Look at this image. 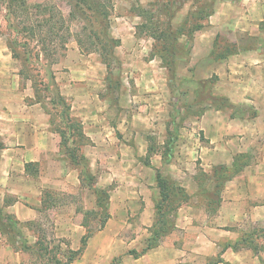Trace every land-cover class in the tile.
Instances as JSON below:
<instances>
[{
    "label": "rangeland",
    "instance_id": "1",
    "mask_svg": "<svg viewBox=\"0 0 264 264\" xmlns=\"http://www.w3.org/2000/svg\"><path fill=\"white\" fill-rule=\"evenodd\" d=\"M102 1L106 2L110 10L108 36L101 31L104 30V23L94 21L91 17L93 24H90L86 15L75 12L73 0H27L30 5L49 3L55 6L56 17L61 13L71 32L65 49L62 48L61 40H54L55 44L51 45L52 61L44 59L37 62L28 58L20 45L17 46L19 58L13 56L10 42L14 38L18 42L24 40L19 31L27 22V17L14 19L7 8L9 0H0V141L4 144L0 150V166L10 168L12 163L13 172L18 173L23 168V158L31 156L29 152L32 149L27 152L26 145L18 137L20 131L26 129L23 124L27 119V123L37 124L36 128H31L32 131L42 133V147L38 149L41 151L35 155L39 157L42 153L47 164L45 161L39 162L37 167L33 166L29 171L26 169L28 181L23 184L19 180L17 187L23 192H31V188L41 185L51 187L55 184L51 181L57 175L55 171L65 175L74 170L80 174L81 168L74 166L64 148H61L60 135H50L57 133L56 129L66 127L64 109L56 104L57 94L60 93L71 106V115L81 122L89 138V143L83 146L82 151L96 178L92 186L110 189V203L114 206L112 208L110 204V218L100 230L104 232L93 248L72 264H209L222 258V249L227 245L238 250L249 249L255 255L261 253L260 261L264 264V226L254 225L245 219L235 227L225 228L227 231L209 230L210 222L217 216L222 201L223 186L218 197V181L215 179L218 173L215 170L224 165H214L213 159L208 158L209 151H202L200 146V143H208L200 127L211 121L208 116L212 110L223 109L221 114L227 118H235L241 112L240 117L243 119L255 117L256 112L251 109L253 105L247 107L245 104H241L243 109L236 105L239 109H235L231 116L232 106L227 97L216 95L219 76L213 68V62L233 55L237 47L227 36L219 34L213 48L209 49L211 18L205 19L204 13H201L203 6L212 4L215 7L218 1L235 5L241 0ZM167 4L169 11L164 8ZM228 11L231 21L236 12L231 8ZM147 16L160 27L158 34L162 30L168 31L169 23L177 32L178 41L167 43V46L174 47V57L166 54V60L163 61L158 56L163 42L155 40L143 27L149 25ZM41 17L31 13L29 22L35 23ZM198 24H202L203 28L194 31ZM229 25L231 28L230 22ZM67 28L61 34L65 35ZM84 28L88 32L92 30L100 34L102 41L108 45L107 49L103 47V51L93 43L92 36L84 34ZM77 38L84 42L85 48L97 47L98 51H83ZM196 38L201 41L199 46ZM11 118L18 120L17 126L11 125ZM259 120L264 126V110ZM67 133L69 135V131ZM173 136L172 158L169 163H165L162 154L167 141ZM259 138L258 143L264 142V139ZM253 144L248 142L246 149L250 150L249 153L235 156L237 164L263 165L264 144ZM55 154L57 159L65 161L62 162L63 167L53 163L57 162ZM11 158L15 159L10 163ZM156 169L173 180L176 186L183 188L188 198L181 201L173 217V208L180 201L172 197L173 203L169 206L167 218L173 217L174 228L162 237L158 247L144 254L146 257H135L131 252L140 253L143 250L156 220L155 201L161 199ZM44 177H48L49 181H44ZM89 190L93 192V189ZM57 193L59 195L53 194L50 207L55 203L62 207L72 203L81 205L79 197L71 198L62 191ZM16 200L14 195L5 197L6 202ZM41 210L43 217L40 221L22 223L21 231L19 229L22 235L12 229L7 236L9 238H5L11 247L14 245L22 250L18 260L21 264H47L48 256L40 258L35 243L38 239L44 243L45 239L50 242L52 239L57 240L53 236V211L44 206ZM100 213L88 217L94 229L104 220ZM205 215L208 218L203 219ZM202 231L209 238H220L217 253L215 251L213 255L209 253L201 257L199 250H195V244L198 245L194 242L195 237ZM66 242L67 245L62 244L63 250H75L69 247L68 240ZM25 245H30L32 249L26 250ZM56 245L57 242H53L52 246ZM205 248L207 252L213 251L211 247ZM51 252L57 253V250ZM241 261L237 260L235 264ZM260 261L256 264H260Z\"/></svg>",
    "mask_w": 264,
    "mask_h": 264
},
{
    "label": "crops",
    "instance_id": "2",
    "mask_svg": "<svg viewBox=\"0 0 264 264\" xmlns=\"http://www.w3.org/2000/svg\"><path fill=\"white\" fill-rule=\"evenodd\" d=\"M230 8L233 12H236V14H233L231 21H229L230 16L228 15ZM210 18L211 42L209 49L213 48L214 40L219 34L227 36L229 41L237 47V52L233 55L225 56L213 62L215 65L213 68L219 76V86L215 93L218 96L227 97L229 105L232 106L231 116L235 109H239L236 105L243 109L241 104H245L247 107L253 105L251 109H254L256 113L255 117L249 119L240 117L242 112L237 113L239 116L235 118H227L221 114L224 111L223 109L212 110L209 116L207 114L211 121L206 126L203 124L200 127L204 131L208 143L202 145L199 140L197 142L200 143L202 151H209L208 158L213 159L211 161L214 165L221 164L226 167H233L237 154L249 153L250 150L246 149L248 142L255 145L264 144V142L258 143L259 137L262 138L264 135V126L259 120L261 112L264 110L262 109L264 107V0H241L239 4L235 5L218 1L215 3L214 14ZM196 40L197 46H199L201 41H199V38H196ZM13 121L16 120L11 118V125L17 126L18 120L15 123ZM27 122L28 120L25 119L23 125L26 129H22L18 137L26 145L27 152L32 149L29 152L31 156L23 158V168L18 173H14L12 170L11 162L15 158L9 160L11 163L10 168L0 166V208L4 213L12 215L24 224L40 221L43 217L41 211L42 193L45 189H53V192L57 195H59L57 192L62 191L71 198L79 197L80 206L72 203L62 207L60 204L55 203L50 207L53 211V236L57 239L68 240L70 242L69 247L78 250L81 247L82 238L87 233V229L83 226L84 212L97 209V196L94 191L81 188L79 174L74 170L68 171L65 174L66 176L55 171L58 176L56 175L51 179L55 182L51 187L41 185L43 188L37 186L31 188L33 189L31 192L26 191L27 193L17 187L16 183L19 180L23 184L28 181L29 177L26 175L27 164L44 161L47 164L46 157H43L42 153L39 157L35 155V153L41 151L38 149L42 147L40 142L42 133L32 131V127H37L36 123ZM57 134L52 133L50 135L56 137ZM206 147H209V149ZM33 148L35 151H33ZM26 154L28 155V153ZM205 154L207 155L206 152ZM55 156L57 157L56 154ZM56 157L55 159H57ZM62 162L65 163V161L57 159V162L53 163L63 167ZM262 164L245 165L231 180L225 182L221 191V205L217 216L210 222L209 230L227 231L225 228L235 227L245 219L252 221L254 225L264 226V159ZM47 178L44 177V181L49 179ZM9 195H14L17 200L11 205L4 206L5 197ZM110 204L113 208V203ZM204 217L203 219L208 218L207 215ZM189 219L192 220V218ZM103 232L104 230L99 231L90 238L82 253L83 256L89 253L93 248V244ZM208 233L210 232L208 231ZM204 234V231L199 232L194 241L198 244L197 246L195 244V250H199L201 257L207 256L209 253L213 255L215 251L217 253L221 242L220 238H209ZM5 238H8L7 235L2 234L0 231V264H21L18 260L22 250H15L13 246L11 247L7 243ZM231 240L232 238H230ZM205 247H211L213 251L208 250L207 252ZM143 257H146V255ZM221 257L223 263L220 264L225 262L235 264L237 260H243L240 264H246V262L247 264H256L261 259V253L255 255L249 249L235 251L232 247H229L222 252ZM246 258L247 261H245Z\"/></svg>",
    "mask_w": 264,
    "mask_h": 264
},
{
    "label": "trees",
    "instance_id": "3",
    "mask_svg": "<svg viewBox=\"0 0 264 264\" xmlns=\"http://www.w3.org/2000/svg\"><path fill=\"white\" fill-rule=\"evenodd\" d=\"M74 5L73 8L75 9V12H81V14L86 15V20L90 22V24H93L91 22V17L94 18V21H98L99 23H104L102 26L104 30H101L104 32L105 35L108 34V24H109V18H110V10L106 2L102 0H73ZM169 1V0H168ZM167 1V3H168ZM175 3V1H174ZM173 4V2H172ZM52 4L49 3H39V4H33L30 5L27 0H9L8 2V10L10 15L14 19H20L27 17V22L23 24L22 28L19 31V34L24 38V40H20L18 42L17 38H14L10 42L11 51L13 52V56L15 58H19V53L17 51V46H21L23 51L27 54L28 58H32L33 60H36L37 62H41L45 59V61L51 60L52 57V46L55 44L54 40H61L62 41V48L65 49L66 44L68 43L69 39L71 38V32L69 26H66V19L64 16L60 13L59 17H56L55 6H51ZM164 8L169 11V5H165ZM171 10V9H170ZM19 11V13H18ZM33 11V12H32ZM204 13L205 19L208 17H211L214 14V6L208 5L203 6L201 8V13ZM31 13H34L35 15L42 16L41 18H38L35 23L29 22V17L31 16ZM40 15H39V14ZM73 15V14H71ZM87 15H90L88 18ZM171 18V15H170ZM146 21L148 24L144 25L147 33L155 38V40L159 41L160 43L163 42V48L158 52V56L163 59V61L166 60L165 55L170 54L171 57H174L175 51L174 47L167 46L168 41L174 40L175 42L178 41L179 36H177V32L171 27V24L169 23L167 28L168 31L162 30L159 34L158 31L160 27L157 26L156 21H152V18L149 19V17H146ZM16 26V25H15ZM67 28V33L65 35L61 34V31H63L64 28ZM203 28L202 24H198L194 31L200 30ZM85 30L84 34L88 35L90 38H92V42L96 43L100 46V49L104 51V49H107V46L105 42L102 41L100 34H97V32L87 31ZM191 32V34L194 33ZM93 34V35H92ZM108 36V35H107ZM26 39V40H25ZM23 41V42H22ZM77 43L80 46V48L83 51H86L84 42L77 38ZM112 43L115 44V42L111 39ZM103 45H102V44ZM98 46V47H99ZM105 47V48H103ZM98 51L97 47L89 48L86 52H93ZM173 59V58H172ZM52 61V60H51ZM166 66L168 64L165 63ZM170 69V67L168 66ZM53 78V77H52ZM30 79V77H29ZM59 106L63 107V115L66 122V127L63 129H56V132L61 137V148L63 147L65 150L66 156L70 159L71 163L81 168L79 179L81 181V188H89L93 189L97 196V209L96 210H87L84 212V218H83V226L87 229L86 235L81 240V247L78 250H70L67 251L63 250L62 244H68L65 239H52L51 242H57L56 246H52L51 242L45 239V243L43 240L38 239L35 243V248L39 252L40 258H44L45 256H48V263L47 264H72L76 259H78L84 249L86 248L88 241L90 238L94 236V234L97 231H100L103 229L105 222L110 218L109 209H110V189L107 188H93V183L96 182L95 176L92 174L89 161L85 154L82 151L83 146L87 145L89 143V138L86 136L83 130V126L81 122L71 115V106L69 103L64 99V97L58 93L57 94V102ZM69 131V135L67 133ZM175 140V137L169 138L167 141V146L165 148V151L162 154V157L164 159L165 163H169L172 158V144ZM4 147V144L0 141V150ZM236 161L234 166L232 168L226 167V166H219L216 168L215 173L217 172V176H215V179L218 181L216 184V187H218V190L216 191L218 197H220V189L222 186H224L225 182L228 180H231L237 173L240 171L242 167L248 164H237ZM33 166H38V163H29L26 165L27 171L29 169L33 168ZM220 170V171H219ZM35 175L37 173V169L35 170ZM230 172V173H228ZM34 175V173L32 172ZM91 184H90V183ZM156 182L157 186L159 188V194H160V201H155L156 206V220L153 224V226L150 229V237L146 241V246L143 248V250L139 252L132 251L135 255V257L144 255L149 250H152L159 246L160 241L162 237H164L166 234L170 232L175 226V220L173 217L176 216V212L181 206V201L186 200L188 198V193L179 186H176L175 182L171 180L169 177L164 176L159 169H156ZM221 186V187H220ZM220 187V188H219ZM55 192L50 190H44L42 193V206L49 209L50 205L49 202L54 196ZM172 197H174L173 200L180 201L177 203V205L173 208V217L172 219L167 218L169 206L173 203ZM218 201V200H217ZM14 203V201H4V206H8ZM101 210V211H99ZM42 211V210H41ZM103 211V212H102ZM101 212V213H100ZM100 214H103L104 220L100 224L99 227L96 229L92 228L88 217L89 216H98ZM30 224V223H29ZM22 223H20L18 220H16L12 215L8 213H4L3 210L0 208V231L2 234H5L7 236L10 235L12 232V229H16L19 234H21V227ZM20 229V231H19ZM22 235V234H21ZM9 238V237H8ZM27 243V242H26ZM51 250L49 249V247ZM232 247L230 245H227L224 247L222 252H224L227 248ZM13 248L17 251L19 249L16 248V246L13 245ZM24 248L27 250L32 249L30 245H25ZM53 249L57 250L58 254H61L62 257H60L57 253L51 252ZM234 250H238V248L233 246ZM46 259V258H45ZM223 259H219L218 261L214 263L209 264H219L222 263Z\"/></svg>",
    "mask_w": 264,
    "mask_h": 264
}]
</instances>
